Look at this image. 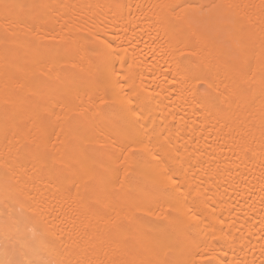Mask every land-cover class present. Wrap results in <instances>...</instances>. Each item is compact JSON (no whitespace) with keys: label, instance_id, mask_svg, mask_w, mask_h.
<instances>
[{"label":"bare ground","instance_id":"6f19581e","mask_svg":"<svg viewBox=\"0 0 264 264\" xmlns=\"http://www.w3.org/2000/svg\"><path fill=\"white\" fill-rule=\"evenodd\" d=\"M21 215L47 264H264V0H0V248Z\"/></svg>","mask_w":264,"mask_h":264},{"label":"snow or ice","instance_id":"6c2138e0","mask_svg":"<svg viewBox=\"0 0 264 264\" xmlns=\"http://www.w3.org/2000/svg\"><path fill=\"white\" fill-rule=\"evenodd\" d=\"M114 54L115 50L106 53V56L110 59ZM181 55H184V53H181ZM177 75L181 76L182 79L177 81L173 78V83L179 82L182 85L187 86L188 91H192L193 89L197 91L203 89L205 92H208L209 89L213 88V81L209 78L208 74L194 70L188 66H183L180 62L177 64ZM117 83H119V81H117ZM93 102H98L100 105L133 103L132 100H110L107 94H100L99 92L96 94ZM123 111L127 114L136 113L137 108H128ZM143 127L147 128V125H143ZM23 147L25 148L26 158L32 161L33 171H42L49 168L48 154L45 151V145L34 144L32 147H29L28 145H24ZM128 150L135 151L136 149L132 145H129ZM152 159L157 161V165H154V167H159L161 162L164 161V157L161 156L159 152L153 153ZM52 163L55 164V161H52ZM170 179H172L171 176ZM174 182L179 181L176 179ZM137 207L144 211L145 216L156 213L157 219L163 217L162 206L154 208L151 203H147L138 205ZM170 211L171 210L169 209V214ZM191 218L196 219L194 216ZM27 219L28 218L23 215L13 218L12 225L15 226V234H11L10 225L6 224L4 226V244L2 248H0V264H47V262L42 259V253L47 246L46 243L43 241L36 242L35 232H32L31 237H29L22 231V227L26 225ZM137 219L140 220L141 218L137 217ZM172 219L175 218L173 217ZM138 236L142 240L147 239L148 233L140 232L138 233ZM201 259H207L209 264H212V261L215 258L211 253H207L202 256ZM221 264H225V262H221Z\"/></svg>","mask_w":264,"mask_h":264}]
</instances>
